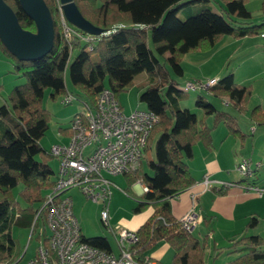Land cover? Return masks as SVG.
Segmentation results:
<instances>
[{
  "label": "trees",
  "instance_id": "1",
  "mask_svg": "<svg viewBox=\"0 0 264 264\" xmlns=\"http://www.w3.org/2000/svg\"><path fill=\"white\" fill-rule=\"evenodd\" d=\"M3 1L24 30L36 31L35 23L22 11L18 0ZM43 1L54 32L47 54L36 60H19L0 39V52L11 63V73L25 80L14 86L0 104V264H11L21 256L13 227L28 228L31 236L39 237L37 227L42 216L38 212L56 175L49 164L53 156L40 144L51 118L43 106V96L46 89H50L49 98L53 101L69 93L65 71L77 90L76 96L82 97L81 104L89 108L104 88L116 97L132 87L139 74H146V85L138 100L145 110L160 118L144 149L154 141V158L146 161V169L142 161L135 172L123 176L127 183L125 192L136 199L133 212L140 213L147 206H152L153 212L136 229L138 241L132 253L136 260L148 262L151 258L145 252L164 242L173 251L170 264H204L205 239L199 241L183 228L171 213L170 200L194 183L188 167L193 147L200 143L211 150V132L218 124H224L229 134L239 139L246 135L235 116L215 109L200 95L195 102L203 112L200 118L180 108L183 92L180 83L172 79L170 69L182 76L181 60L185 54L212 48L224 35L239 39L263 34L264 0H259L263 20L258 25L251 21L246 8L248 0H218L221 13L203 5L187 9L183 18L179 12L191 2L209 0H73L81 15L102 30L101 35L88 42H67L59 25L57 0ZM203 89L231 104L237 112L247 111L251 87L236 83L232 73L216 78ZM249 113L257 125L264 124V107L255 106ZM206 115L212 116L211 126L204 123ZM136 182L146 187L139 197L131 190ZM17 186L18 198L13 193ZM217 192L221 194L224 189ZM256 221L251 218L247 227H254ZM83 241L111 251L105 237H83ZM263 246L261 236L243 235L230 246L237 249L238 256L226 264H264Z\"/></svg>",
  "mask_w": 264,
  "mask_h": 264
},
{
  "label": "built area",
  "instance_id": "2",
  "mask_svg": "<svg viewBox=\"0 0 264 264\" xmlns=\"http://www.w3.org/2000/svg\"><path fill=\"white\" fill-rule=\"evenodd\" d=\"M58 2L59 25L67 42L79 40L88 42L96 36L83 33L69 24ZM99 36V35H98ZM264 37V34H261ZM215 79L203 86L199 82H186L185 90H199L212 85ZM75 96L67 93L62 103L70 104ZM158 115L147 110L125 112L116 97L104 88L97 96L92 108L83 106L70 120V137L66 144L50 147L49 153L58 159V168L52 188L47 190L38 214L42 216L40 238L33 256L24 259L28 246L21 256L11 264H155L141 262L134 258L132 247L138 241L134 231L109 224V200L112 182L109 177L135 172L144 158L152 129L159 123ZM262 167L243 159L234 166L244 178L253 177ZM251 180L244 189L257 196H264V184ZM204 189L226 188L234 183H226L205 176ZM146 191V187H143ZM76 190L95 204H100V219L111 231L117 251H105L83 241L80 226L72 209L70 192ZM179 221L188 232L194 231L201 218L194 211L185 213ZM31 231L29 241L31 242ZM46 242V245L44 243Z\"/></svg>",
  "mask_w": 264,
  "mask_h": 264
},
{
  "label": "rangeland",
  "instance_id": "3",
  "mask_svg": "<svg viewBox=\"0 0 264 264\" xmlns=\"http://www.w3.org/2000/svg\"><path fill=\"white\" fill-rule=\"evenodd\" d=\"M203 5L209 6L212 11L216 13H221L218 0H209L207 3L203 1H193L179 12V16L183 18L187 9L201 8ZM259 7V0H248L246 2V8L251 13V21L256 25L260 24L263 20V15L261 14ZM261 31L264 34V29ZM33 33H36V31ZM75 54L76 51L72 53V56ZM181 64L184 68V75L182 76L177 75L172 69H170L172 79L180 83L179 88L183 92V95L179 100V107L188 109L200 118L203 112L195 104L197 96L200 95L207 102L211 103L215 109L228 112L235 116L238 127L246 135V153L244 157L249 158V155L252 154V164L259 160L262 165H264V124L257 125L249 116L250 110L255 106L260 105L261 107H264V37L261 38V35H258L237 39L230 35H224L212 48L185 54L181 60ZM11 71V63L0 52V104L6 101L9 92L14 86L22 84L25 81L23 78L11 73ZM228 73L233 74L235 82L249 85L251 87V94L246 104L247 111L245 112H237L231 104H227L224 100L212 96L204 89L194 91L185 90L184 86L186 82H199L203 84V86H206L215 79L214 77H221ZM64 80L67 92L75 95V100L72 101V103H62V97L64 95L57 97V99L53 101L49 98L50 89L44 91L43 106L50 112L51 118L47 131L40 139V144L47 151L51 146L62 143L61 139L63 136L60 132V128L63 129L69 127V121L73 115L82 110V104L80 102L82 97L81 95L76 96L77 90L71 85L67 71L64 73ZM143 82H146L145 73L139 74L135 78L132 87L116 96L118 103L123 107L125 112H131L136 109L145 110V105L138 100L139 94L145 86V83ZM203 120L207 126L212 125L213 119L211 115L204 116ZM225 132H228L227 127L224 124H218L211 133L212 135L217 134L220 136ZM259 134L260 137L257 138ZM250 149L253 151L251 152ZM153 158L154 141L150 143V148H147L144 151L142 163L144 164L145 169L147 168L146 161ZM241 160L243 159L241 158L230 167V172L235 171V164ZM49 164L54 171V174H56L58 159L52 157ZM261 171L264 172V166ZM109 179L112 182L108 207L109 224L114 227L115 224L118 223V219L130 220L132 217H135L134 215L136 214H134L133 208L136 205V199L125 192L127 183L123 175L111 176ZM262 182H264V179H262ZM19 189L20 187L17 186L13 190L16 198H18L17 193ZM70 193L72 196V209L78 220L81 235L85 238L96 236L105 237L113 252H116L117 247L115 239L111 231L103 225L100 219L101 205L91 202L75 190ZM151 207L152 206H147L143 211H148ZM40 224L42 227V223L40 222L37 227V232H40V238H42L44 232L41 231ZM207 228L212 230L211 232H213L214 239L209 238ZM207 228L204 229L205 233H200V230L198 229H194L195 231L191 232L199 241L205 239V246L202 250L204 264H226L228 261L238 256L239 253L237 252V249L230 247L233 241L237 239L236 236L229 237L230 239L228 238L223 241L222 236H220L223 232L219 233V231L215 228L212 229L209 225ZM235 229L237 232V227ZM256 232H262L264 234V222H261L260 227ZM256 232L254 234H257ZM12 235L17 241L20 253L24 251L26 246H28L24 259L33 256L36 247L38 246V240L35 238V235H33L31 242L28 243L30 229L13 227ZM214 241L215 247L213 245ZM262 248H264V246ZM172 254V249L164 242H159L145 252V256L151 258V261L157 260L161 264H170Z\"/></svg>",
  "mask_w": 264,
  "mask_h": 264
},
{
  "label": "crops",
  "instance_id": "4",
  "mask_svg": "<svg viewBox=\"0 0 264 264\" xmlns=\"http://www.w3.org/2000/svg\"><path fill=\"white\" fill-rule=\"evenodd\" d=\"M181 66L183 69L182 75H184L183 65L181 64ZM214 78L216 79L218 76ZM143 83L146 85V82ZM64 129L65 131L61 132L63 136L61 144H66L70 137V126L62 130ZM242 133L244 132L242 131ZM211 136L213 142L211 150H207L200 143L193 147V158L188 160V167L194 183L177 197L170 200L171 213L176 219H180L188 211L194 210L201 218L195 230L198 229L200 233H205L204 229L209 225V227L215 228L219 233L223 232L220 235L223 241L232 236H236L238 239L243 235H259L264 239L262 232H256L261 222H264V196L259 197L255 193L247 192L244 189V186L251 180L264 184L262 182L264 172L261 171L264 165L249 179L240 176L237 171L230 172V167L241 158L250 159V161L252 159V154L249 155V158L244 157L246 153L245 137L239 139L230 135L229 132L222 133L220 136L217 134L212 135L211 133ZM258 137H260V134ZM250 150L251 152L253 151L252 149ZM258 162L261 163L259 160L255 163ZM205 176L217 181L234 183V185L223 188L224 192L219 194L217 192L218 189H221L219 187L204 189L202 180ZM143 187L142 183L136 182L132 184L131 190L136 197H139L144 192ZM152 212L153 208L151 207L148 211L136 213L135 217L130 220L118 219V223L115 226L135 232ZM251 218H256L257 221L255 226L249 229L247 223ZM207 231L209 232V238L214 239L212 230L208 229ZM255 232L257 234H254ZM213 245L215 247V241ZM150 262L159 264L157 260H150Z\"/></svg>",
  "mask_w": 264,
  "mask_h": 264
},
{
  "label": "water",
  "instance_id": "5",
  "mask_svg": "<svg viewBox=\"0 0 264 264\" xmlns=\"http://www.w3.org/2000/svg\"><path fill=\"white\" fill-rule=\"evenodd\" d=\"M65 20L86 34L98 36L102 30L87 21L73 0H59ZM22 11L36 25V33L24 30L12 9L0 0V39L19 60H36L53 45V24L43 0H18Z\"/></svg>",
  "mask_w": 264,
  "mask_h": 264
}]
</instances>
